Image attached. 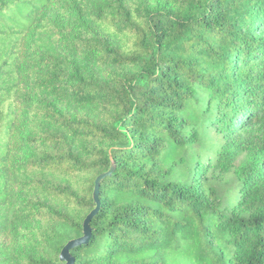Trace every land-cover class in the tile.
<instances>
[{"label": "trees", "instance_id": "obj_1", "mask_svg": "<svg viewBox=\"0 0 264 264\" xmlns=\"http://www.w3.org/2000/svg\"><path fill=\"white\" fill-rule=\"evenodd\" d=\"M264 264V0H0V264Z\"/></svg>", "mask_w": 264, "mask_h": 264}, {"label": "water", "instance_id": "obj_2", "mask_svg": "<svg viewBox=\"0 0 264 264\" xmlns=\"http://www.w3.org/2000/svg\"><path fill=\"white\" fill-rule=\"evenodd\" d=\"M113 167L107 171L100 173L95 180V188H94V199L96 201V206L86 215L83 220V234L77 237L70 238L65 245L62 247L59 258L63 261L62 264H73L74 256L71 254L70 249L78 244L85 242L91 233V219L92 216L96 213L99 206V197H98V188L101 183V180L108 174L111 173Z\"/></svg>", "mask_w": 264, "mask_h": 264}, {"label": "rangeland", "instance_id": "obj_3", "mask_svg": "<svg viewBox=\"0 0 264 264\" xmlns=\"http://www.w3.org/2000/svg\"><path fill=\"white\" fill-rule=\"evenodd\" d=\"M0 241L11 242L12 237L8 232H0ZM176 263L181 264L180 261H176Z\"/></svg>", "mask_w": 264, "mask_h": 264}]
</instances>
